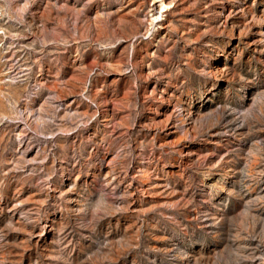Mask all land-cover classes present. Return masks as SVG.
I'll use <instances>...</instances> for the list:
<instances>
[{
	"label": "rangeland",
	"instance_id": "rangeland-1",
	"mask_svg": "<svg viewBox=\"0 0 264 264\" xmlns=\"http://www.w3.org/2000/svg\"><path fill=\"white\" fill-rule=\"evenodd\" d=\"M0 264H264V0H0Z\"/></svg>",
	"mask_w": 264,
	"mask_h": 264
},
{
	"label": "bare ground",
	"instance_id": "bare-ground-1",
	"mask_svg": "<svg viewBox=\"0 0 264 264\" xmlns=\"http://www.w3.org/2000/svg\"><path fill=\"white\" fill-rule=\"evenodd\" d=\"M160 7L163 8V5L161 4Z\"/></svg>",
	"mask_w": 264,
	"mask_h": 264
}]
</instances>
